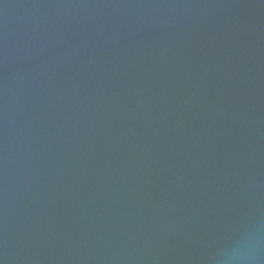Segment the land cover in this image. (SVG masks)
I'll return each mask as SVG.
<instances>
[{
	"label": "water",
	"instance_id": "1",
	"mask_svg": "<svg viewBox=\"0 0 264 264\" xmlns=\"http://www.w3.org/2000/svg\"><path fill=\"white\" fill-rule=\"evenodd\" d=\"M264 264V0H0V264Z\"/></svg>",
	"mask_w": 264,
	"mask_h": 264
},
{
	"label": "clouds",
	"instance_id": "2",
	"mask_svg": "<svg viewBox=\"0 0 264 264\" xmlns=\"http://www.w3.org/2000/svg\"><path fill=\"white\" fill-rule=\"evenodd\" d=\"M250 245L247 242L240 243L224 257V264H240L247 258Z\"/></svg>",
	"mask_w": 264,
	"mask_h": 264
}]
</instances>
